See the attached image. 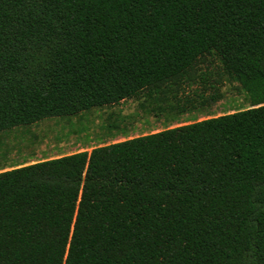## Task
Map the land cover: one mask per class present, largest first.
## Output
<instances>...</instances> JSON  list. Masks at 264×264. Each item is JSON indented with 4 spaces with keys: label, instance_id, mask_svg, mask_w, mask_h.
Returning <instances> with one entry per match:
<instances>
[{
    "label": "trees",
    "instance_id": "16d2710c",
    "mask_svg": "<svg viewBox=\"0 0 264 264\" xmlns=\"http://www.w3.org/2000/svg\"><path fill=\"white\" fill-rule=\"evenodd\" d=\"M225 87L246 107L0 165V264H264V0H0V161L46 120L174 122Z\"/></svg>",
    "mask_w": 264,
    "mask_h": 264
},
{
    "label": "rangeland",
    "instance_id": "374dc122",
    "mask_svg": "<svg viewBox=\"0 0 264 264\" xmlns=\"http://www.w3.org/2000/svg\"><path fill=\"white\" fill-rule=\"evenodd\" d=\"M221 91H223V98L217 103L200 111L182 115L174 122L163 118L156 119L145 114L137 103L131 100L109 108L92 110L69 120H46L30 127L29 133L22 137L20 131L17 132L16 138L11 134L8 139L11 150L7 158L0 161V165L11 167L75 152L90 151L97 145L118 142L167 127L232 113L246 107L243 95L232 87L222 88ZM107 126H110L109 130Z\"/></svg>",
    "mask_w": 264,
    "mask_h": 264
}]
</instances>
